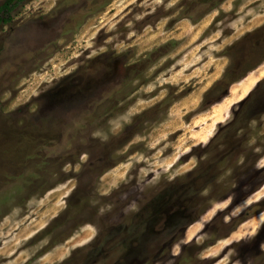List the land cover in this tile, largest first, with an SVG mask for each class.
Returning <instances> with one entry per match:
<instances>
[{"label":"rangeland","instance_id":"374dc122","mask_svg":"<svg viewBox=\"0 0 264 264\" xmlns=\"http://www.w3.org/2000/svg\"><path fill=\"white\" fill-rule=\"evenodd\" d=\"M18 7L0 24V264H264V0Z\"/></svg>","mask_w":264,"mask_h":264},{"label":"bare ground","instance_id":"6f19581e","mask_svg":"<svg viewBox=\"0 0 264 264\" xmlns=\"http://www.w3.org/2000/svg\"><path fill=\"white\" fill-rule=\"evenodd\" d=\"M252 81H248L247 83H245L243 86H240L239 88L237 87V88H235V89H231V91H230V96H229V98H228V100H227V105L226 104H221L219 107H217V108H215L214 109V111L213 112H216V115H217V117H216V119L218 120L219 119V115H220V113L221 112H223V110H225V108L226 107H228L229 105H231L233 102H235V101H237V100H239L240 98H241V96H243V94L244 93H246L247 92V89L249 88V87H251L252 86ZM187 103L185 102V105H186ZM223 114H224V112H223ZM223 116V115H222ZM215 119V120H216ZM222 118H220V120H221ZM219 121V120H218ZM196 138V137H195ZM201 137H198V139H200ZM203 139H205L204 138V136L201 138V140H203ZM250 227V226H249Z\"/></svg>","mask_w":264,"mask_h":264},{"label":"trees","instance_id":"16d2710c","mask_svg":"<svg viewBox=\"0 0 264 264\" xmlns=\"http://www.w3.org/2000/svg\"><path fill=\"white\" fill-rule=\"evenodd\" d=\"M27 0H6L0 6V24H6L11 18L10 13H13L18 9V5H23ZM225 77L221 79V83Z\"/></svg>","mask_w":264,"mask_h":264},{"label":"clouds","instance_id":"9594fccd","mask_svg":"<svg viewBox=\"0 0 264 264\" xmlns=\"http://www.w3.org/2000/svg\"><path fill=\"white\" fill-rule=\"evenodd\" d=\"M260 219L262 221H264V215H261ZM251 227H252V231L251 232H248L246 234L235 235V236L232 237V240L233 241H240L242 238H244L245 235H247L249 237L254 236L256 234V229L259 227V225L255 224V222H253Z\"/></svg>","mask_w":264,"mask_h":264}]
</instances>
